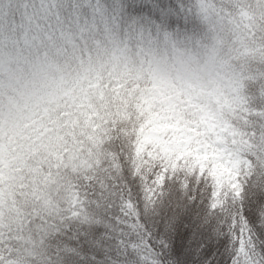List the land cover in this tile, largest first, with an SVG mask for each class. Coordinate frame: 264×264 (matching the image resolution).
Segmentation results:
<instances>
[{"label": "snow or ice", "instance_id": "obj_1", "mask_svg": "<svg viewBox=\"0 0 264 264\" xmlns=\"http://www.w3.org/2000/svg\"><path fill=\"white\" fill-rule=\"evenodd\" d=\"M169 28L225 45L227 91L140 82L131 49ZM6 31L85 70L0 133V264H264V0H0Z\"/></svg>", "mask_w": 264, "mask_h": 264}, {"label": "clouds", "instance_id": "obj_2", "mask_svg": "<svg viewBox=\"0 0 264 264\" xmlns=\"http://www.w3.org/2000/svg\"><path fill=\"white\" fill-rule=\"evenodd\" d=\"M71 12V5L64 8L66 20L58 25L69 35L80 27L81 19L91 16L86 7L79 8L77 18ZM130 55L134 74L148 89L165 95H198L202 102L209 93L227 91L234 70L226 62L225 45L206 31H153ZM84 70L81 50L70 40L55 45L22 44L15 31L0 34V133L5 142L32 112L43 110L73 89Z\"/></svg>", "mask_w": 264, "mask_h": 264}]
</instances>
